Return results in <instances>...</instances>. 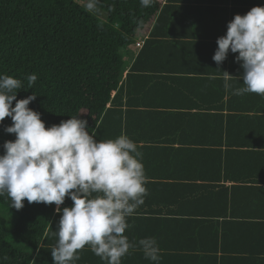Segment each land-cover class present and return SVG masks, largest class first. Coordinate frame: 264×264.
<instances>
[{
  "label": "crops",
  "instance_id": "0c3cea01",
  "mask_svg": "<svg viewBox=\"0 0 264 264\" xmlns=\"http://www.w3.org/2000/svg\"><path fill=\"white\" fill-rule=\"evenodd\" d=\"M254 6L264 0H156L165 21L130 33L113 114L96 139L127 135L144 166L147 195L124 233L136 246L121 264H156L139 246L145 237L157 241L158 264H264V96L234 94L244 87L238 53L212 59L228 22ZM72 205L67 197L60 207ZM54 232L30 264H54ZM78 254L75 264H107L89 245Z\"/></svg>",
  "mask_w": 264,
  "mask_h": 264
},
{
  "label": "clouds",
  "instance_id": "9594fccd",
  "mask_svg": "<svg viewBox=\"0 0 264 264\" xmlns=\"http://www.w3.org/2000/svg\"><path fill=\"white\" fill-rule=\"evenodd\" d=\"M98 0H88L94 10ZM153 0H140L149 7ZM212 59L221 65L229 51L243 68L244 87L235 95L256 93L264 96V6H254L244 15L236 14L227 24L225 35L218 37ZM225 88L233 77L222 71ZM27 76L28 89L37 81ZM22 89L19 79L0 74V123L10 117L4 131L16 139L5 141L0 155V197L20 210L28 203L55 204L61 213L56 245L51 250L54 264H75L78 250L89 245L107 264H121L136 245L124 234L127 218L144 203L146 176L137 144L127 135L97 141L87 130V120L71 116L46 128L41 114L29 107L32 94L17 100ZM13 101H16L13 107ZM95 194V195H94ZM73 201L63 207L65 198ZM146 259L158 264L160 249L153 237L139 240ZM3 259H7L5 256Z\"/></svg>",
  "mask_w": 264,
  "mask_h": 264
},
{
  "label": "trees",
  "instance_id": "16d2710c",
  "mask_svg": "<svg viewBox=\"0 0 264 264\" xmlns=\"http://www.w3.org/2000/svg\"><path fill=\"white\" fill-rule=\"evenodd\" d=\"M100 1L107 3L106 22L74 0H0V74L22 82L17 100L35 94L29 107L41 114L46 128L80 116L87 120L90 134L98 127L95 139L113 114L111 93L121 82L122 50L133 44L130 33L137 24L146 28L153 21L163 23L168 8L158 15L156 0L146 8L140 0ZM200 7L202 15L206 8ZM150 45L148 41L146 48ZM33 73L38 78L28 89L27 76ZM11 124L10 117L0 123V155L4 142L16 139L4 131ZM56 207L25 199L17 210L6 196L0 197L2 211L16 219L12 231L0 225V264L31 263L30 251L41 245L47 232L57 230ZM195 227L209 230L210 224ZM11 239L23 247H14Z\"/></svg>",
  "mask_w": 264,
  "mask_h": 264
},
{
  "label": "rangeland",
  "instance_id": "374dc122",
  "mask_svg": "<svg viewBox=\"0 0 264 264\" xmlns=\"http://www.w3.org/2000/svg\"><path fill=\"white\" fill-rule=\"evenodd\" d=\"M74 1L78 2L81 6L89 10L87 7L88 0H74ZM106 7H107V3H102L100 0H98L94 10H89V11L100 22H106L107 21ZM124 53L125 51L122 50V54ZM15 224H16V219L13 218L10 213L7 212L5 213L4 211H2V208H0V225L3 227H10V230L12 231V229L15 227ZM11 244L18 249H21L23 247L22 243H20L16 239H11Z\"/></svg>",
  "mask_w": 264,
  "mask_h": 264
},
{
  "label": "built area",
  "instance_id": "2783aa9c",
  "mask_svg": "<svg viewBox=\"0 0 264 264\" xmlns=\"http://www.w3.org/2000/svg\"><path fill=\"white\" fill-rule=\"evenodd\" d=\"M139 44H137V46H138Z\"/></svg>",
  "mask_w": 264,
  "mask_h": 264
}]
</instances>
